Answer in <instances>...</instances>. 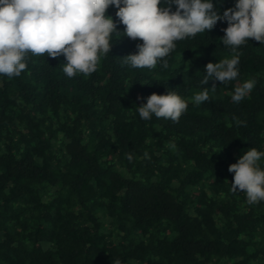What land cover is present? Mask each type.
Listing matches in <instances>:
<instances>
[{
	"label": "trees",
	"instance_id": "obj_1",
	"mask_svg": "<svg viewBox=\"0 0 264 264\" xmlns=\"http://www.w3.org/2000/svg\"><path fill=\"white\" fill-rule=\"evenodd\" d=\"M211 2L222 16L237 0ZM116 11L95 72L68 77L63 54L28 52L20 76L0 75V264H264V201L233 193L228 171L264 152V45L233 52L218 20L155 68H133L126 57L143 41L126 36ZM237 54L236 80L201 85L207 63ZM204 87L209 100L197 105ZM168 92L188 104L178 123L139 116Z\"/></svg>",
	"mask_w": 264,
	"mask_h": 264
},
{
	"label": "clouds",
	"instance_id": "obj_2",
	"mask_svg": "<svg viewBox=\"0 0 264 264\" xmlns=\"http://www.w3.org/2000/svg\"><path fill=\"white\" fill-rule=\"evenodd\" d=\"M171 4L176 6L174 12ZM160 5L161 0H0V75L20 76L27 68L28 52L52 58L63 54L67 60L63 72L68 77L95 72L101 54L110 52V37L116 31V24L106 14L109 6L116 7L115 15L126 36L143 41L137 54L126 57L125 63L133 68H155L176 47V41L209 31L218 20L228 22L222 43L233 52L252 39L264 45V0H237L222 16L211 0H171L167 7ZM239 63V54L207 63L201 85L213 78L222 83L236 80ZM163 66L168 67L167 61ZM255 83L249 79L237 84L232 101H242ZM211 88L215 90V85ZM208 100L206 87L193 97L197 105ZM187 108L180 95L168 92L152 94L138 112L145 121L154 114L178 123ZM262 156L264 152L252 148L228 169L235 174L230 190L246 193L249 205L264 201V170L257 164ZM127 159L131 162L132 154Z\"/></svg>",
	"mask_w": 264,
	"mask_h": 264
}]
</instances>
